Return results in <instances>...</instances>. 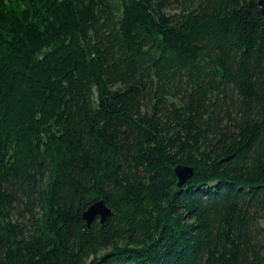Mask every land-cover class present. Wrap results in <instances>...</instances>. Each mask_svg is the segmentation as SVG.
Returning <instances> with one entry per match:
<instances>
[{
	"label": "trees",
	"instance_id": "obj_1",
	"mask_svg": "<svg viewBox=\"0 0 264 264\" xmlns=\"http://www.w3.org/2000/svg\"><path fill=\"white\" fill-rule=\"evenodd\" d=\"M259 1L0 0V264H264Z\"/></svg>",
	"mask_w": 264,
	"mask_h": 264
},
{
	"label": "water",
	"instance_id": "obj_2",
	"mask_svg": "<svg viewBox=\"0 0 264 264\" xmlns=\"http://www.w3.org/2000/svg\"><path fill=\"white\" fill-rule=\"evenodd\" d=\"M258 4L264 22V0H260ZM174 172L177 177V186H181L186 182L188 177L192 174V168L178 165L174 168ZM109 215H110L109 208L105 206L103 200H99L88 206V208L84 211L82 218L86 222L87 226H89L91 222L97 217L99 218V222L101 224L105 223Z\"/></svg>",
	"mask_w": 264,
	"mask_h": 264
},
{
	"label": "rangeland",
	"instance_id": "obj_3",
	"mask_svg": "<svg viewBox=\"0 0 264 264\" xmlns=\"http://www.w3.org/2000/svg\"><path fill=\"white\" fill-rule=\"evenodd\" d=\"M167 12L169 14H175L178 13V9L174 5H170V7L167 8ZM22 213L23 212L20 211V209H15L12 219L13 221L17 222L23 230H27L29 227L28 219L25 218Z\"/></svg>",
	"mask_w": 264,
	"mask_h": 264
}]
</instances>
